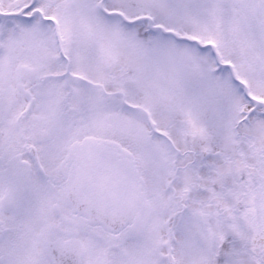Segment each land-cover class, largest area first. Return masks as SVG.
<instances>
[{"label":"snow or ice","instance_id":"1","mask_svg":"<svg viewBox=\"0 0 264 264\" xmlns=\"http://www.w3.org/2000/svg\"><path fill=\"white\" fill-rule=\"evenodd\" d=\"M0 264H264V0H0Z\"/></svg>","mask_w":264,"mask_h":264}]
</instances>
